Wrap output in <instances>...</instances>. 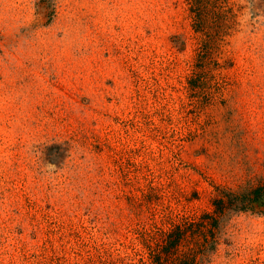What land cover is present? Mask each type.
Masks as SVG:
<instances>
[{
  "label": "rangeland",
  "instance_id": "1",
  "mask_svg": "<svg viewBox=\"0 0 264 264\" xmlns=\"http://www.w3.org/2000/svg\"><path fill=\"white\" fill-rule=\"evenodd\" d=\"M228 6L0 0V264H154L264 182V0ZM197 260L264 264V203Z\"/></svg>",
  "mask_w": 264,
  "mask_h": 264
},
{
  "label": "trees",
  "instance_id": "2",
  "mask_svg": "<svg viewBox=\"0 0 264 264\" xmlns=\"http://www.w3.org/2000/svg\"><path fill=\"white\" fill-rule=\"evenodd\" d=\"M193 20L199 30L205 25L207 10L211 6H225V14L232 11L228 0H188ZM224 3V4H222ZM224 14V15H225ZM203 50L209 49L204 42ZM231 197L213 198L214 208L204 212L199 218L181 222L167 233L163 243L151 252L154 264H201L197 256L215 241L216 231L222 215L230 208L255 210L264 203V182L243 193L230 192ZM193 243L186 249L181 246Z\"/></svg>",
  "mask_w": 264,
  "mask_h": 264
}]
</instances>
